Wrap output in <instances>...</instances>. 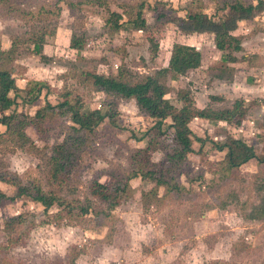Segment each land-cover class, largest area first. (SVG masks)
Masks as SVG:
<instances>
[{
    "label": "rangeland",
    "instance_id": "rangeland-1",
    "mask_svg": "<svg viewBox=\"0 0 264 264\" xmlns=\"http://www.w3.org/2000/svg\"><path fill=\"white\" fill-rule=\"evenodd\" d=\"M59 1L0 0V47L7 50L16 40L12 59L0 56V67L10 68L15 78L12 95L20 110L33 115L44 105L47 94L54 103L58 94L66 91L80 96L85 110L103 108L111 98L82 82V70L117 75L123 69L129 82L152 75L163 84L165 98L177 106L181 105L179 90L189 92L197 107L213 110L230 107L245 94L239 86L244 78H237L235 90L230 83L224 85L240 67L223 58L215 47L214 35L223 30L235 34L243 21L246 31L239 35L250 36L259 29V22L264 24V4L246 17L219 10L224 0H106L104 5L67 0L84 2L73 9L67 8L66 0ZM58 2L59 15L38 13L40 7L55 10ZM140 3L145 23L128 22ZM107 7L122 14L119 28L105 23ZM196 11L214 15L218 19L215 27L205 22L177 25L178 17ZM254 19L258 24H251ZM245 21L251 22L250 26ZM55 26V35L45 36L43 53L47 59L42 60L33 53L28 38ZM71 33L83 40L82 49L69 48ZM258 33L257 40L249 36L242 40L247 42L246 49L235 52L240 59L249 58L244 55L246 50L264 54V33ZM175 43L198 48L200 66L185 75L159 74L168 66ZM155 45L158 50L153 56ZM206 87L209 92L224 91L229 97L209 100ZM118 107L121 115L117 124L123 130L113 133L102 123L100 133L77 151L78 158L62 184L52 180L50 156L67 131L66 118L47 117L39 133L29 128L30 140L23 145L0 142V170L16 173L21 184L39 185L70 202L45 211L27 197L10 199L16 187L0 182V191L7 196L0 202V264H264V218H251L253 207L264 195L263 168L251 159L228 173L215 172L216 162L224 154L217 145L230 135L244 139L257 154L263 153L264 114L260 110L256 119L252 118L255 110H247L239 126L192 120L190 126L199 140L194 145L196 152L182 167L180 179L186 184V193L170 194L161 201L151 196L142 199L141 191L153 183L136 178L131 191L121 196L108 216L91 211L81 214L77 207L70 208L75 199L80 203L86 198L95 200L89 193L92 180L100 177L101 182H112L114 175L128 168L130 147L145 144L142 134L154 119L141 114L133 99L119 100ZM162 157L160 148L152 155L155 161ZM94 205L105 207L97 200Z\"/></svg>",
    "mask_w": 264,
    "mask_h": 264
},
{
    "label": "trees",
    "instance_id": "trees-1",
    "mask_svg": "<svg viewBox=\"0 0 264 264\" xmlns=\"http://www.w3.org/2000/svg\"><path fill=\"white\" fill-rule=\"evenodd\" d=\"M59 2L56 4L55 10L40 7L38 13L59 15L61 11ZM86 2H96L99 5H104L106 0H88ZM83 3L82 1L75 3L66 0L69 9L78 7ZM262 4H264L263 0H257L256 3L253 0H224L219 10L235 12L249 17ZM143 6L142 3L138 5L135 17H130L128 22L141 23L142 25L145 23L144 18L141 17ZM106 11L109 17L105 19V23L112 29L119 28L122 23V14L110 10L108 7ZM217 21L218 19H214V15H208L204 11H196L193 13L186 12L183 17H178L177 25L180 26L186 22L200 25L205 22L208 26L215 27ZM56 30L57 27L55 26L49 31H43L40 34H35L32 38H28L32 41L33 53L38 54L40 59H47L43 53L45 36L55 35ZM214 40L215 47L223 53L224 59L236 61L237 57L234 56L233 52L242 49L239 36L229 30H223L215 33ZM15 45L16 40H12L9 49L4 50L0 47V56H5L10 61ZM69 47L80 50L83 48V40L78 39L75 34L71 33ZM155 47L152 48L153 56L156 55L158 50L156 45ZM200 64L201 53L195 46L175 43L171 50L168 66L159 70V74L171 72L172 75L176 76L185 75L189 70L199 67ZM80 75L81 81L89 84L94 91L102 92L105 97L111 98L105 101L103 108L94 107L85 110L83 99L66 91L58 94V100L54 103L47 97L44 105L32 115L17 107L12 95L16 89L15 78L10 68L0 67V126L2 127L0 142L9 140L18 145H23L30 140L29 128L39 133L42 131V123L47 117L66 118L67 123H69L67 131L64 133L62 141L54 145L53 154L50 156L53 167L52 180L62 184L65 183L69 169L78 158L76 156L77 151L87 141H90L94 134L96 136L100 133L97 131L102 123L107 124L113 133L123 130L117 124L118 117L121 115L118 103L119 100L133 99L141 114L154 119L152 125L146 128L142 134L145 144L130 147L128 168L114 175L112 182H101L100 177L92 180L89 193L93 199L101 202L105 207L102 208L103 210L97 209L94 205L95 200L89 198H86L84 203H80L79 200L75 199L76 204H72L70 208L77 207L81 214L91 211L95 215H110V211L118 205L121 196L131 191L132 180L136 178L150 180L153 183L150 189L141 191L140 196L142 199L151 196L161 201L170 194L182 195L186 193L188 190L186 184L180 179L182 167L189 161L190 155L196 152L194 143L199 140L190 128L191 121L194 118H205L238 125L246 113L243 99H235L230 108L218 110L208 107L199 108L195 105L190 93L184 90H179L178 99L181 105H174L165 98L166 91L163 84L159 82L157 77L148 74L135 82L124 79L125 71L123 69H119L117 75L90 70H82ZM46 85L51 87L48 83ZM27 92H30V90ZM39 92L40 87L36 95ZM47 95L49 96V94ZM211 98L216 99L217 96H211ZM141 140L143 141V139ZM213 145L215 146V143ZM158 148L163 151V157L160 161H155L152 159V155ZM217 150L223 151L224 154L216 162V173H228L233 169H238L251 159H256L264 172V151L261 155L257 154L255 148L244 139L230 135L225 141L217 145ZM0 182L16 187V194L10 199L27 197L31 201L40 204L45 211L54 205L62 206L70 203L50 191L43 190L39 185L21 184L16 173L0 170ZM160 189H162L161 194H159ZM6 197L0 191V202L2 198ZM251 218L257 220L264 218V195L259 203L253 207ZM224 264L231 263L225 262Z\"/></svg>",
    "mask_w": 264,
    "mask_h": 264
},
{
    "label": "crops",
    "instance_id": "crops-1",
    "mask_svg": "<svg viewBox=\"0 0 264 264\" xmlns=\"http://www.w3.org/2000/svg\"><path fill=\"white\" fill-rule=\"evenodd\" d=\"M255 19H258V18H255ZM255 19L254 20H250L252 23L251 22H246V21H245V23H247L248 25H249V23L254 25V24L257 23V22H255L256 21ZM240 23H241L240 24L241 26H239V30L240 31L235 33V35H237L239 37H240V35H242L244 33V31H246L245 25L243 24V26H242L243 21H241ZM259 25H260V27L258 26L259 29L253 30V32L250 33V36L247 35L246 37L249 36L250 38H254V39L257 40L258 34H259L258 32H262V34L264 33L263 32L264 24L259 22ZM246 37H242V38L240 37L242 49L239 50V51H236V53L237 52H241L244 49H246L245 46H246L247 42L242 41ZM256 44H257V42H256ZM196 49H198V48H196ZM261 53L262 52L258 51V50H251V51H247L246 50V53L244 55L245 56L249 55V58L242 57L240 59L241 56H239V55L235 54V52H233L234 56L237 57L236 61H228V60L227 61L232 63V64L233 63L237 64V65H235V68H237V67H240V68H239V71L235 72V74L233 76L232 80H234V81H232V80L228 81V82L226 81L225 84H224V85H227L228 83L232 84V87L231 86L230 87L232 88V90L233 89L235 90L236 89L235 85H237V78H239V77L240 78H244V81L241 82L239 84V86L245 91V94L243 96H241V98H236V99H243L244 100V106L246 108V112H247V110H250V112L255 110L254 116L252 117L253 119H256V118L259 117L256 114V112L259 111V110L264 114V54H261ZM44 55H46V54H44ZM201 61H202V55H201ZM194 69H196V68H194ZM191 70H193V69H191ZM206 89H207V87H206ZM206 92L209 95L208 96L209 100H210L211 96H217V98L214 99V100L222 99V98H225V97H227V98L229 97V94H227L224 91L223 92H220V91L219 92H216V91H210L209 92V90L207 89ZM211 99H213V98H211ZM206 107H208V106H206ZM230 107H232V106H230ZM230 107H227V108H230ZM199 108H203V107H199ZM208 108H210V107H208ZM197 119H205V118H197ZM244 119H245V116L242 119V121ZM205 120H209V119H205ZM211 121H213V120H211ZM251 123L253 124V121ZM240 124L241 123H239L237 126H239ZM190 128H191V126H190ZM195 144L196 143H194V145ZM191 155H193V154H191Z\"/></svg>",
    "mask_w": 264,
    "mask_h": 264
}]
</instances>
